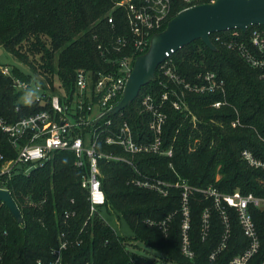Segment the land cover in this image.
<instances>
[{"label":"trees","instance_id":"1","mask_svg":"<svg viewBox=\"0 0 264 264\" xmlns=\"http://www.w3.org/2000/svg\"><path fill=\"white\" fill-rule=\"evenodd\" d=\"M121 1L0 0V47L26 68L13 66V74L27 81L38 74L41 86L51 94H56L53 85L57 83L67 96H72L79 69L93 74L115 69L113 62L133 51L126 10L117 6ZM212 1L199 0L196 4ZM171 2L169 20L187 7L183 0ZM165 28L166 25L159 32ZM251 29L242 36L247 38ZM229 33L210 35L214 50L195 40L170 58L173 71L186 82H198V76L206 72L215 73L225 83L227 101L215 109L211 104L221 100V96L186 92L188 107L197 118L196 127L191 117L166 104L163 145H172L171 158L152 154L131 158L121 148L105 145L106 133L101 135L98 143L101 152L124 156L133 165L99 160L105 204L93 215L89 214L88 193L80 186L85 170L74 166L71 152H53L50 160L32 168L27 175L25 166H18L9 176L0 178V188L10 193L22 217L18 223L0 203V264H53L55 251L63 243L66 248L61 250L62 264H229L232 257L248 248L249 240L234 210L225 203L218 208L212 197L193 190L213 189L222 195L239 191L264 198V169L252 168L241 158V152L248 150L264 162V71L251 67L236 50L226 46L224 41ZM216 36L222 40L216 41ZM118 39L127 40L119 53L114 50L119 46ZM171 89L181 90L158 68L154 79L141 88L132 103L118 113L107 115L101 123L111 119L114 127L126 122L136 139L149 137V115L140 99L150 94L160 100ZM21 93L0 73V118L11 123L47 109L34 103L19 104ZM237 117L240 125L233 127L231 123ZM92 130V125L79 130L84 142L91 137ZM0 153L5 160L17 154L1 131ZM1 164L2 161L0 168ZM135 169L149 178L179 186L170 187L165 197L138 188L131 183L137 175ZM182 184L192 189L185 203L187 235L195 254L191 260L180 251L185 220ZM205 211L209 214L206 222ZM222 211L229 224L227 248L217 260L211 261L209 255L225 232ZM251 214L260 248L249 264H261L264 208H252ZM114 220L124 224L129 234H120L119 228L113 227ZM149 222H165L166 232ZM204 224L207 234L203 238ZM130 244L135 246L134 250ZM138 244L155 255L138 254Z\"/></svg>","mask_w":264,"mask_h":264},{"label":"built area","instance_id":"2","mask_svg":"<svg viewBox=\"0 0 264 264\" xmlns=\"http://www.w3.org/2000/svg\"><path fill=\"white\" fill-rule=\"evenodd\" d=\"M198 1L183 0L187 7L181 11L196 6ZM117 6L124 7L126 10L127 24L133 37L132 53L116 59L112 64L115 69L110 71L96 74L83 69L76 71L75 89L72 92V96H67L65 93L62 96L51 94L41 86L38 80L34 78L29 81L22 80L13 74L11 67L0 66V73L10 79L15 91L23 93L33 88L34 100L32 103L47 107V109H42L16 122L9 123L0 118L1 133L7 136L12 147L17 151L16 156L9 160H5L2 153H0V161H2L0 178L9 176L14 168L18 166H25L24 173L27 175L32 168L41 167L50 160L53 152H71L75 157L74 166L85 170L80 186L88 193L90 216L96 213L100 206L105 204V195L100 181L99 160L105 159L133 165L131 159L112 153L105 154L98 149L99 139L103 133H106L103 138L105 145L117 146L131 158L146 154L171 158L173 155L172 145L168 147L163 145V127L167 119L164 110L166 104L183 116L191 117L193 127L197 125V118L188 107L186 92L221 96V100L211 104V107L215 109H220L227 104L225 100V83L222 79L213 72H206L198 76V82H186L173 71L170 58L175 52L171 51L158 66L159 72L181 90L171 89L169 92L166 91L162 94L160 100L155 99L150 94L141 97L140 103L143 110L149 115L147 122L149 137L140 136L136 139L126 122L119 123L114 127H112L111 119L101 123L103 118L113 113V108L121 100L126 82L132 72L134 61L137 57L145 54L144 51L149 47L152 36L170 21L168 18L172 2L171 0H122L117 3ZM108 22L111 23L112 19H108ZM250 27L252 29L249 31L247 38L242 36V34H245L249 27L245 32L238 29L225 31L230 33L224 43L229 49L236 50L251 67L264 71V25ZM215 40L220 42L222 38L221 36H216ZM117 44L119 46L114 50L119 53L121 48L126 46L127 40L118 39ZM119 96H121L120 99L115 103ZM62 98H65L66 101ZM68 99H70L69 102L67 101ZM89 125L94 126V130H92L91 137L84 142L82 136L79 135V130ZM231 125L233 127L239 126V118L237 117ZM241 158L252 168L264 169V162L256 159L248 150L241 152ZM135 173L137 175L131 180L134 186L155 192L163 197L167 196L170 187L179 186L178 184L171 185L159 179L149 178L136 169ZM181 187L184 189L183 214L185 220L182 226L180 251L184 258L191 260L195 254L191 249L187 235L188 213L185 203L187 194L192 189L185 184H182ZM193 190L212 197L215 206L218 208H221L222 203H225L234 210L243 234L249 240V246L240 254L232 257L229 260V264H249L260 248L251 209H263L264 198L256 197L253 194H242L239 191L222 195L213 189ZM221 215L225 224V232L219 245L209 255V260L211 261L217 260L227 248L229 238L228 217L225 211H222ZM208 216V212L205 211L203 214L204 222H206ZM149 224L158 225L166 232L165 222H149ZM206 234L207 226L204 224L202 228L203 238ZM65 248L66 243H63L55 251L56 260L53 264H62L61 250ZM261 264H264V261Z\"/></svg>","mask_w":264,"mask_h":264},{"label":"water","instance_id":"3","mask_svg":"<svg viewBox=\"0 0 264 264\" xmlns=\"http://www.w3.org/2000/svg\"><path fill=\"white\" fill-rule=\"evenodd\" d=\"M264 25V0H214L185 9L175 15L166 28L152 36L148 50L134 61L119 103L113 113L123 110L149 84L167 54L177 52L195 40L214 50L209 35L238 29L245 32L250 26ZM0 203L4 204L18 223L21 213L7 190L0 189Z\"/></svg>","mask_w":264,"mask_h":264},{"label":"rangeland","instance_id":"4","mask_svg":"<svg viewBox=\"0 0 264 264\" xmlns=\"http://www.w3.org/2000/svg\"><path fill=\"white\" fill-rule=\"evenodd\" d=\"M0 65L1 66L5 65V66L11 67V68L13 66H17V67L19 66L22 69L25 68L24 65H23L24 67L22 65H19L18 61L12 55L7 53L2 47H0ZM34 79L40 81L41 77H40V75L37 74L36 77H34ZM53 87H54V90L56 91V94L61 95L64 93L63 89H61L57 83H54ZM33 100H34V89L32 88L29 91L21 93L18 103L21 105H28V104L32 103ZM217 177H219V175ZM113 227L117 230L119 228L120 234H124V235L129 234L127 227L124 224H120L116 220H114V222H113ZM130 245H131L130 249L134 250L133 248L135 246H133V244H130ZM138 246H139V249L137 250L138 254H143V253L149 252L152 255L151 257H153L155 255L154 253L150 252V250L146 246H144L142 244H138Z\"/></svg>","mask_w":264,"mask_h":264}]
</instances>
